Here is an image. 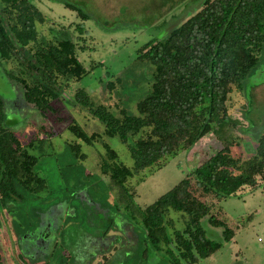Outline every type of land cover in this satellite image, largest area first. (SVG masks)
Masks as SVG:
<instances>
[{
  "label": "trees",
  "instance_id": "16d2710c",
  "mask_svg": "<svg viewBox=\"0 0 264 264\" xmlns=\"http://www.w3.org/2000/svg\"><path fill=\"white\" fill-rule=\"evenodd\" d=\"M43 22L42 14L29 0H0V62L16 63L5 77L20 87L27 105L45 116L57 112L52 102L59 98V80H79L85 69L76 56L74 42L60 38L49 42L39 36L35 23ZM263 48L264 0H204L193 16L139 50V58L153 66V76L149 92L136 104L137 116L120 106L114 114L103 105L95 106L83 91L76 93L78 104L103 125V134L126 145L133 161L132 168L125 166L104 144L98 169L113 194V206L106 209L87 191L77 194L90 211L106 217L105 228L96 236L97 250L106 245V250L112 247L114 253L116 241L126 250L142 243L143 257L150 249L163 251L166 264H195L232 239L233 231L202 199L212 197L219 203L240 189L263 188L264 137L245 161L233 157L230 147L224 146L145 208L135 202L127 182L140 171L161 166L166 157L187 150L214 127L226 123L228 95L233 88L244 91L245 80L258 69ZM107 88L112 90L114 83ZM6 121L5 100L0 95V217L46 188L45 179L35 171L38 159L29 152L35 142L22 141ZM68 130L83 144L91 145L100 138L96 133L88 135L76 123ZM68 148L75 157H84L80 144ZM171 213L181 217L182 229L176 228ZM203 220L221 230L220 242L206 236ZM39 221L23 224L21 235L35 231ZM18 227L11 225L14 230ZM72 233L77 235L75 229ZM67 247L71 253L77 251L76 246ZM60 249L57 254L62 253ZM50 257L54 264L66 263L62 255L49 253L47 259Z\"/></svg>",
  "mask_w": 264,
  "mask_h": 264
},
{
  "label": "rangeland",
  "instance_id": "374dc122",
  "mask_svg": "<svg viewBox=\"0 0 264 264\" xmlns=\"http://www.w3.org/2000/svg\"><path fill=\"white\" fill-rule=\"evenodd\" d=\"M29 1L44 19L42 24L35 23L39 36L49 42L59 38L74 42L85 74L67 83L60 79L59 98L52 102L57 112L43 116L24 102L20 87L6 79L5 73L13 71L16 63L0 62V95L5 100L6 122L22 141L35 142L29 152L38 159L35 171L46 181L45 190L2 213L0 264H54L55 259H47L49 253L62 255L65 264H166L163 251L149 249L143 257L142 243H136L138 248L131 246V252L117 241L114 253L112 247L107 251L106 245L96 249V236L105 228L106 217L102 212L90 211L77 194L87 191L106 209L113 206V194L98 169L104 144L125 166L132 168L133 161L126 145L116 137L105 136L103 125L78 104L75 95L81 90L95 106L103 105L114 114L120 106L137 116L136 104L149 92L153 76V66L139 58V50L180 26L204 0ZM254 74L245 80L243 92L233 88L228 95L226 123L214 127L187 150L166 157L161 166L140 171L128 180L141 208L152 204L224 146L243 161L254 155L258 140L264 137V48ZM109 83H114L112 90L107 88ZM72 123L100 138L91 145L83 144L68 130ZM74 143L80 144L83 158L70 152L68 145ZM202 201L212 206V212L233 231V237L195 264H264V187L240 189L219 203L212 197ZM171 217L176 228L182 229L181 217L173 213ZM38 218L36 230L21 235L23 224L32 225ZM12 223L19 225L17 230L11 228ZM201 224L209 239L221 241L220 229L208 226L205 220ZM68 244L76 246L77 251L71 253ZM60 247L62 253L57 254ZM45 257L47 260H43Z\"/></svg>",
  "mask_w": 264,
  "mask_h": 264
},
{
  "label": "crops",
  "instance_id": "0c3cea01",
  "mask_svg": "<svg viewBox=\"0 0 264 264\" xmlns=\"http://www.w3.org/2000/svg\"><path fill=\"white\" fill-rule=\"evenodd\" d=\"M257 71V70H256ZM256 73V72H255ZM256 74H254V76H255ZM258 75H256V77H257Z\"/></svg>",
  "mask_w": 264,
  "mask_h": 264
}]
</instances>
